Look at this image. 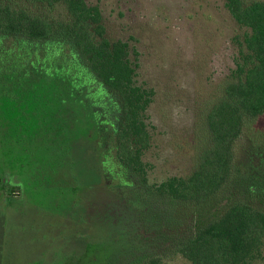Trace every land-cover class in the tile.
I'll use <instances>...</instances> for the list:
<instances>
[{
  "label": "trees",
  "instance_id": "obj_1",
  "mask_svg": "<svg viewBox=\"0 0 264 264\" xmlns=\"http://www.w3.org/2000/svg\"><path fill=\"white\" fill-rule=\"evenodd\" d=\"M224 1L244 32L234 69L203 112L204 144L187 177L149 186L141 157L152 91L135 84L129 45L109 40L99 8L84 0H0V124L3 107H23L26 145L42 134L46 152L62 153L68 147L46 140L74 123L69 111L83 115L74 120L75 136L108 164L99 178L102 199L122 197L140 224L149 222L135 233L152 251L122 264H163L174 255L190 264L264 258V144L252 127L264 116V1ZM5 169L0 164V193L15 196L19 179Z\"/></svg>",
  "mask_w": 264,
  "mask_h": 264
},
{
  "label": "rangeland",
  "instance_id": "obj_2",
  "mask_svg": "<svg viewBox=\"0 0 264 264\" xmlns=\"http://www.w3.org/2000/svg\"><path fill=\"white\" fill-rule=\"evenodd\" d=\"M84 1L99 8L109 40L129 45L135 84L152 91L144 113L149 146L141 157L147 185L187 177L206 137L203 112L234 69L244 30L224 0ZM48 101L51 107L52 96ZM22 108L3 107L0 124V164L20 188L15 196L0 193V264H122L152 251L135 233L142 225L149 229V222L141 225L137 210L122 197L102 199L99 178L108 164L96 147L75 136L74 120L83 115L69 111L74 123L45 142L61 143L69 152L48 153L42 134L38 143L26 145ZM252 127L262 130L264 144V116ZM163 264L190 263L174 255Z\"/></svg>",
  "mask_w": 264,
  "mask_h": 264
}]
</instances>
